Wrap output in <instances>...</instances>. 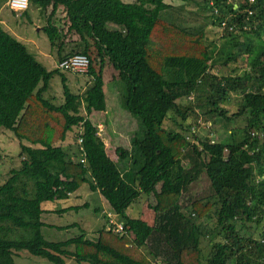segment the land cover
<instances>
[{"label":"trees","instance_id":"16d2710c","mask_svg":"<svg viewBox=\"0 0 264 264\" xmlns=\"http://www.w3.org/2000/svg\"><path fill=\"white\" fill-rule=\"evenodd\" d=\"M30 4L44 13L49 8L42 30L58 61L47 69L0 28V127L18 139L21 158L0 185V264H15L20 250L51 264H264V0H204L223 46L207 41L201 29L189 32L169 20L166 0ZM60 8L63 16L56 18ZM78 53L89 58L81 93L72 91L58 66ZM108 67L114 71L106 80L117 82L121 105L138 121L130 147L116 149V161L89 119L91 111L106 109ZM56 74L63 96L58 104L44 97ZM232 99L230 112L225 104ZM170 111L183 121L190 113L205 119L206 135L190 136L198 144L186 135L191 125L164 127ZM69 132L73 142L63 145ZM201 175L202 194H189ZM84 188L109 205L107 225L93 236L79 231L47 240L42 228L78 223L57 225L43 221V214L89 203H44L78 198ZM141 194L152 197V220L126 212ZM202 240L210 247L204 257Z\"/></svg>","mask_w":264,"mask_h":264},{"label":"rangeland","instance_id":"374dc122","mask_svg":"<svg viewBox=\"0 0 264 264\" xmlns=\"http://www.w3.org/2000/svg\"><path fill=\"white\" fill-rule=\"evenodd\" d=\"M4 0H0V3H3ZM169 4H171V8L168 10V13L166 14V17H168L169 20H171L173 23L180 25L182 27H185L189 30V32H193L196 29H202L204 36L206 37L207 41H212L213 43L223 46L222 39H221V29L216 24V22L213 21V18L209 16L210 10L208 8L201 7L200 4L204 3V0H166ZM30 7V6H29ZM28 7V9H29ZM27 9V10H28ZM49 11V8L47 9ZM37 14V11L32 13L29 9L28 15L25 17V14L19 19L20 17H16V19H19L17 22L18 25H24V28L21 29L25 32V34L28 37H31L32 39H35L37 41V38L40 39V46L46 47V45H49L48 39L46 38L45 34H42V31L38 32L36 31L35 27H32V24L30 21H27V18L29 20L31 19L33 22L35 21L33 17ZM56 18L63 16V11L61 8L58 10L56 14ZM38 23L41 26H44L45 24V16L43 13L38 15ZM13 21H16L15 19ZM23 21V23L21 22ZM64 27V26H63ZM62 27V28H63ZM64 29V28H63ZM193 35V34H192ZM42 37V40H41ZM238 40H242V35H237ZM29 50H31L30 43L28 44ZM32 51V50H31ZM34 52V51H33ZM55 55V54H54ZM36 58L41 62V58L36 55ZM242 62V61H240ZM47 68H52V65L50 63H45ZM243 66V63L241 64ZM240 65V66H241ZM109 69V67L107 68ZM226 68L222 69V72L225 71ZM60 75L56 74L54 75L49 82V87L55 85L56 89L53 90H46L45 97L49 100H54L57 102L58 100L62 101L63 96L62 92L60 90L61 84H60ZM84 78L86 81L89 79L87 75L85 77L83 75L79 76V79L81 83L84 82ZM59 84V85H58ZM70 87V83L68 84ZM58 87V88H57ZM62 87V86H61ZM77 85H72V91L78 92L84 91V86L80 85V88H76ZM71 88V87H70ZM106 88V98H107V109L103 113L106 117V123L105 130H100L99 126V135L102 139L105 138H111V143L113 144V147H108V153L110 157L113 159L117 158L116 149L118 146L121 145L123 147H126L130 145V138L134 134L135 131H137L138 128V121L135 117H133L128 111H126L123 106L121 105V96L120 92L118 90L117 82H109L108 84L105 83ZM111 90V92H108V90ZM191 98V96L189 97ZM180 103L186 104L188 103V100L191 101V99L187 98H181L178 99ZM59 101V102H60ZM235 100L232 99L229 103H226V107L230 110V112L235 111L236 106ZM98 114L100 111H97ZM191 114V113H190ZM188 115L186 120H182L181 117L175 113L174 111H170L168 113V117L164 120V127L168 130H176L180 131L181 128L183 130L186 129V127L191 125L189 128L190 132H187L186 135L190 137L192 133H196L197 135L203 136L206 135L204 133L205 130L203 129L204 126L207 127V124L205 125V119L202 117H197L196 114L194 115ZM99 117L102 118L101 114ZM93 118H98L97 114L93 115ZM237 121V120H236ZM241 123V122H240ZM235 123L234 127L242 126V123ZM181 125V126H180ZM209 128V127H208ZM213 131V130H212ZM217 132H222V129H216ZM216 135L214 136L217 137ZM70 133V132H69ZM213 133V132H212ZM108 134L110 137H108ZM73 134L71 137L68 138L69 143L73 142ZM218 138H220L218 136ZM192 142L198 144V141L196 138H192ZM128 140V141H127ZM65 143V141H64ZM63 143V145H65ZM128 143V144H127ZM114 150V151H113ZM20 151L19 141L18 139L10 132L9 130L0 127V185L3 184L7 178L11 175L10 171L12 169H18L20 167V157L18 156V153ZM200 183L197 182L196 187L193 189H190L189 194L191 195H201V190L204 189L206 186V181L204 180V176L201 175ZM199 181V180H198ZM28 187V186H27ZM81 195L78 198L71 197L68 200H58V201H51V202H45L44 206L46 208H58L62 206H67L68 204H79L83 201H87L89 203V208H81L78 211H67L62 212L60 214L57 213H45L43 214V221L54 223L57 225H65L72 222H77V227L72 228H65L61 230L57 229H51L48 228H42L43 236L47 240H54V241H60L65 240L67 238L73 237L79 233V231H83L86 233V235L93 236L95 235L96 231L98 229H101L102 226L107 225L105 221L106 213L111 212L109 205L104 201V199L100 196V194L97 193H91L88 195L89 190L88 188H84L83 191L80 192ZM187 194L184 193L182 196V204L186 203ZM152 197H146L145 194H141L140 197L132 202L129 207L127 208V214L130 217H141L145 219L152 220V212L149 210L147 204L148 201H150ZM102 206L101 209H99L98 212L93 211V207H99ZM144 211V212H143ZM143 215V216H142ZM112 219L117 221L115 218L116 215L112 214ZM252 228V227H251ZM202 255L203 257L206 256L209 251L210 247L202 240ZM15 264H51L47 260L34 256L29 254L26 250H20L19 255L15 256ZM70 264H75L73 261H70Z\"/></svg>","mask_w":264,"mask_h":264},{"label":"crops","instance_id":"0c3cea01","mask_svg":"<svg viewBox=\"0 0 264 264\" xmlns=\"http://www.w3.org/2000/svg\"><path fill=\"white\" fill-rule=\"evenodd\" d=\"M6 1L7 0H4L3 3H0V28H2L3 30H5L6 32L8 33H11L15 38H17L18 40L22 41L28 48V44L30 43V47H31V50L32 52L35 54V56L37 55L38 57L41 58V63L46 67L45 63H50L52 65V68H47V69H53V68H56V65H57V50L55 47H51L50 44L49 45H46V47H42L40 46V42L39 41L40 39L37 38V41L35 39H32L31 37H28L25 32L21 29L24 28V25H18L17 21L19 19H21V17L25 14V17L28 15V11L29 9L31 10L32 13L36 12L37 11V14L35 15V17H33V19L35 20L34 22L29 18H27V21H30L31 24H32V27H35L36 28V31L40 32L42 31V34H45L44 31L42 30V27L39 23H38V15L40 14V17H41V13H43V15L45 16L46 13H48V11L46 13H44V11L41 9L40 6H37L35 4H30L29 6V9L24 11L23 13L21 14H16L14 13L13 11H11L8 7H7V4H6ZM201 7H203L204 3L200 4ZM206 8H208V6H204ZM209 10V8H208ZM210 15V14H209ZM16 17H20L19 19H16ZM16 20V21H13V20ZM23 23V21H21ZM21 28V29H20ZM202 30V29H201ZM46 35V34H45ZM47 38V36H46ZM48 39V38H47ZM41 40H42V37H41ZM223 42V41H222ZM49 43V41H48ZM29 49V48H28ZM30 50V51H31ZM55 54V55H54ZM113 68L112 67H109V69H106V72H105V75H104V79H105V83L108 84L109 82L111 81H108L106 80L107 77H110L113 73ZM63 74L65 75L66 77V83L67 85L70 83V87L72 89V85H77V89L80 88V85L84 86V88L86 87V84L88 81H86V79L84 78V82L85 83H81L80 79H79V76L80 75H83L82 73H77V72H68V71H62ZM86 75V74H85ZM85 75H83L85 77ZM60 78V77H59ZM60 84H61V79H60ZM59 85V84H58ZM60 87V90L62 92V87ZM58 88V87H57ZM53 89H56V86L53 85L52 87L50 86L48 90H53ZM112 89L108 90V92H111ZM46 92V91H45ZM44 92V93H45ZM104 92H105V100H106V109H107V98H106V95H107V92H106V88H105V84H104ZM80 93V91H79ZM44 97H45V94H44ZM47 98V97H46ZM52 103L54 104H58L60 100H58L57 102H55L54 100H50ZM179 101V100H177ZM105 109V110H106ZM105 110H103L105 112ZM103 111H100L99 114L97 111H91L90 114H89V119L96 125V127L100 128V130H105V132H107L106 128L107 126L105 125L106 123V117H105V114L103 113ZM97 114L98 118L96 119L95 121V118H93V115ZM101 114L102 118L99 117V115ZM106 126V128H105ZM99 131V129H98ZM99 134V132H98ZM72 136V132H70L68 134V138ZM108 137H110V135L108 134ZM104 141V144H105V151L107 153V155L110 157L109 153H108V147L110 148L113 147V144L111 143V138H105V139H102ZM128 141V140H127ZM63 143V142H62ZM69 143L68 139L65 140V145H67ZM128 144V143H127ZM119 147H123L121 145H116ZM130 147V145L126 146V147H123V148H126L128 149ZM114 151V150H113ZM112 160L116 161V159H113L112 157H110ZM90 195V193L88 194Z\"/></svg>","mask_w":264,"mask_h":264},{"label":"built area","instance_id":"2783aa9c","mask_svg":"<svg viewBox=\"0 0 264 264\" xmlns=\"http://www.w3.org/2000/svg\"><path fill=\"white\" fill-rule=\"evenodd\" d=\"M252 1V0H250ZM7 7L16 14H21L26 11L29 7V0H7L6 1ZM250 13V11H249ZM89 65V58L81 53L74 54L67 58L61 60L58 64L61 70L68 71V72H77V73H84L87 71ZM80 130V129H79ZM81 138L78 139V142H81ZM116 224V222H115ZM122 230V224H116V231ZM155 264H163L161 260H157Z\"/></svg>","mask_w":264,"mask_h":264}]
</instances>
